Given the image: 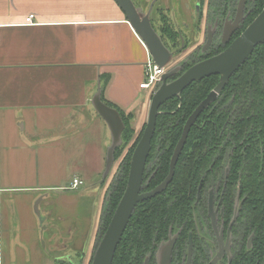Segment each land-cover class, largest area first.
Returning <instances> with one entry per match:
<instances>
[{"label": "crops", "instance_id": "0c3cea01", "mask_svg": "<svg viewBox=\"0 0 264 264\" xmlns=\"http://www.w3.org/2000/svg\"><path fill=\"white\" fill-rule=\"evenodd\" d=\"M146 60L115 0H0V264L90 263L102 203L84 225L80 186L58 179L83 130L70 133L66 149L61 131L82 125L86 109L105 124L92 104L99 83L108 102L139 121L151 99L140 87ZM51 190L63 194L60 211L49 198L41 207L49 194L36 200Z\"/></svg>", "mask_w": 264, "mask_h": 264}, {"label": "flooded vegetation", "instance_id": "af4514ba", "mask_svg": "<svg viewBox=\"0 0 264 264\" xmlns=\"http://www.w3.org/2000/svg\"><path fill=\"white\" fill-rule=\"evenodd\" d=\"M134 1L147 11L153 0ZM257 5V0H157L151 12L154 27L174 57L188 55L172 67L179 70L169 80L224 51L258 16ZM249 67L245 65L244 74ZM239 69L192 125L172 181L152 197L169 194L167 190L175 180L177 167L180 163L186 165L187 176L172 193L174 199L167 201L171 209L166 211L163 199L157 201L158 207L150 209L155 212L152 223H147L145 213L143 230L135 236L133 225L128 231L124 242L128 264H264V64L253 71L260 78L259 87L251 83L229 88ZM211 76H218V82L201 102L220 82L219 74L208 77ZM260 90L263 96L259 99ZM231 91L235 92L227 97ZM168 101L160 107L159 115ZM201 102L184 122L180 138L187 120ZM197 126L205 127L206 146L187 147ZM159 132L156 124L144 170L143 192L166 179L180 140L169 152L167 175L150 187L168 150L162 147Z\"/></svg>", "mask_w": 264, "mask_h": 264}, {"label": "water", "instance_id": "95a60500", "mask_svg": "<svg viewBox=\"0 0 264 264\" xmlns=\"http://www.w3.org/2000/svg\"><path fill=\"white\" fill-rule=\"evenodd\" d=\"M124 11L129 23L134 28L138 37L142 39L152 54L155 62L161 67H167L162 76V83L151 97L148 120L143 134L137 143L130 162V169L125 191L117 208L106 228L102 233L92 256L91 264H113L118 245L120 244L127 225L137 207L143 200L152 198L167 188L172 181L179 154L184 147L189 131L200 113L217 97L231 76L242 66L255 48L264 42V8L254 21L221 53L203 59L173 80L179 68H172L173 51L166 46L161 35L157 32L151 19L154 3L145 11L136 5L134 0H115ZM213 74H219L220 82L216 88L201 102L187 120L182 137L180 138L170 163V172L166 179L150 191L143 192L144 170L151 150L152 139L156 130L157 118L160 107L169 99L179 96L191 83L204 79ZM102 86L92 98V104L99 115L105 120L111 133V143L107 147L105 169L102 180L110 175L115 165L116 149L123 144V132L126 124L118 108L110 106L102 99ZM119 177V175L117 176ZM110 188L107 202L111 194ZM38 215L41 216L39 202L35 205Z\"/></svg>", "mask_w": 264, "mask_h": 264}, {"label": "trees", "instance_id": "16d2710c", "mask_svg": "<svg viewBox=\"0 0 264 264\" xmlns=\"http://www.w3.org/2000/svg\"><path fill=\"white\" fill-rule=\"evenodd\" d=\"M258 5L256 7L257 13H260L264 7V0H257ZM138 5V4H137ZM249 64V70L246 74H244V67L245 65ZM264 64V43L258 45L252 54V56L249 58V60L246 61L245 65H243L239 71L234 75V77L231 79L229 88L235 89L236 87L249 85L252 83V85L260 86L259 76L256 75V73H253L255 69H259L260 66ZM243 71V73H242ZM218 82V76H211L208 78H205L200 81H196L192 83L189 87H187L180 97H177L175 99H172L168 101L161 109L163 112L158 117V123H157V129H160L159 132V138L162 140V147H168V150L166 151V156L163 159V162L158 167V171L156 172V175L153 177V180L150 184V187L156 186L160 181H162L165 176L168 173L169 170V157H170V150L172 147H174L178 141V139L181 136L182 128L184 125V122L186 121L187 117L190 115V113L193 111V109L201 102V100L207 95V93L216 85ZM102 92V99L104 102L109 104L110 106L116 107L115 105L111 104L105 99L104 96V87ZM235 91H231L227 93V97L232 95ZM260 96L262 97V91L260 90L258 98L260 99ZM264 102V100H262ZM118 108V107H116ZM119 109V108H118ZM121 112V115L124 119V122L126 124V128L123 132L122 138H123V144L122 146L118 147L115 152V159L117 160L122 153V149L125 148V146L130 142V140L135 135V129L132 127L131 122L134 119L133 113H125L123 110L119 109ZM263 112V110H261ZM143 129L139 133L138 138L135 140L134 145L130 149L128 155H126L124 161L121 164L120 167V176L116 178L115 183L111 186V194L108 202H106L105 210H104V216L103 221L101 223V233L104 232L117 208V205L125 191L126 184H127V178H128V172H129V166H130V159L131 154L139 142L142 134ZM246 128L244 127V131ZM158 136V132L157 135ZM156 139V137H155ZM206 135H205V127L197 126V128H194L191 132L188 146L196 147H205L206 146ZM154 145V143H153ZM187 166L183 165L182 163L179 164L177 167L176 177L173 181L172 186L167 190L169 194H163L158 195L155 198L146 200L142 203H140L137 206V209L131 218V221L127 227V230L121 240V243L118 245V248L115 253L113 264H128L129 257L127 255V247L124 246V242L127 238L128 231L131 229V226L134 225L135 230V236L139 234L141 230H143L144 225L143 223V216H148L147 223H152L151 219L155 216V212L151 211L150 209L157 208V201H160L163 199V207L166 209V211L171 209V206L168 207L167 201L174 199L172 196V193L175 191V188L181 184V180L183 177L187 176ZM106 182V179L103 180V183ZM143 208H146V210H142ZM135 225H138L136 227ZM140 225V226H139ZM101 236V235H100ZM99 236V237H100ZM135 247V245H134ZM90 262L92 263V257Z\"/></svg>", "mask_w": 264, "mask_h": 264}, {"label": "rangeland", "instance_id": "374dc122", "mask_svg": "<svg viewBox=\"0 0 264 264\" xmlns=\"http://www.w3.org/2000/svg\"><path fill=\"white\" fill-rule=\"evenodd\" d=\"M141 0H137V2H140ZM167 0H163L165 2ZM179 16V14H177ZM155 19L157 18L154 16ZM188 55L182 54L177 55L174 57L172 63L170 64V67H173L174 65L181 63L183 59H185ZM146 79L145 73L143 76V80ZM144 95L140 96V99L143 98ZM150 100L143 101L142 104V112L141 117L139 121L131 122L132 127L135 129V135L130 140V142L125 146V148L122 149V153L120 154L119 158L115 161V165L106 179V182L103 183L102 180V174L105 169V163H106V152L107 147L111 143V137L109 135L110 130L105 122V120L102 118L105 124L100 121L95 122L93 116L90 114V112L86 109L87 112V118L84 121L82 125L76 124L75 127L69 128L67 130H62L61 134L66 137V140H64V149L69 148L70 143V133L74 130L77 132L81 129L83 130V135L80 138L77 144L76 152L72 155L69 152L64 153L63 159L61 161L62 164H60V171L58 179L60 180L61 186L69 185L71 181L73 180L74 176L77 174L81 179L83 180V183L80 185V190H77L78 193L82 194L81 198V207H80V213L83 215V224L87 223L88 221V213L93 209L94 202H98L101 200V210H100V223H99V233H98V239L96 240V245L93 250V253L96 249V246L98 242L100 241V235L101 233V223L103 221L104 216V210L107 202V196L108 192L111 188V186L115 183L116 176L119 174L121 162L122 160L128 155L130 149L134 145L135 140L138 138L139 133L145 127V123L148 120V113H149V107H150ZM95 109V108H94ZM102 127L103 131L102 132ZM138 130H136V128ZM136 147V146H135ZM135 149V148H134ZM134 151V150H133ZM133 154V152H132ZM131 154V157H132ZM76 159V162L74 160ZM100 165V168L102 169L101 175L99 178L101 179V184L98 187V191L94 187H92L91 178H93L96 175V166ZM93 188V190H91ZM49 194V195H48ZM41 195H48L44 202L42 203L41 207L46 208L47 204V198H49L51 201L55 200L57 201V205L55 206L59 211L62 208L61 202H62V192L51 190L49 192H44L38 196L36 199L37 201L40 200ZM44 218V217H43ZM85 228V227H84ZM100 236V237H99ZM43 242V241H42ZM92 253V256H93ZM87 264H91L87 263Z\"/></svg>", "mask_w": 264, "mask_h": 264}, {"label": "built area", "instance_id": "2783aa9c", "mask_svg": "<svg viewBox=\"0 0 264 264\" xmlns=\"http://www.w3.org/2000/svg\"><path fill=\"white\" fill-rule=\"evenodd\" d=\"M33 18H34V15H30L27 19L28 22H31ZM140 40L143 43V45L146 47L144 41L142 39ZM146 49H147V60L145 62V69H144L146 79L142 81V83L140 84V87L142 89H145L147 91V97L151 98L153 94L157 91L158 87L161 85L162 76L166 72L167 67L161 68L155 62L152 54L150 53L147 47ZM82 183H83V180L80 177L76 176L73 179L72 186L76 188L80 186Z\"/></svg>", "mask_w": 264, "mask_h": 264}]
</instances>
